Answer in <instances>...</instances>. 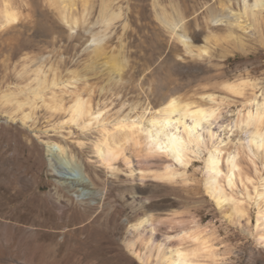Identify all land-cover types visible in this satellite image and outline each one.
Segmentation results:
<instances>
[{
  "label": "rangeland",
  "instance_id": "374dc122",
  "mask_svg": "<svg viewBox=\"0 0 264 264\" xmlns=\"http://www.w3.org/2000/svg\"><path fill=\"white\" fill-rule=\"evenodd\" d=\"M65 2L0 0V188H26L19 202L0 213V264H143L126 242L136 239L133 225L145 205L157 240L176 234L177 221L191 224L194 219L218 248L221 264H264V244L258 239L262 226L256 225L257 212L264 209V196L259 195L264 191V150L248 145L249 130L235 124L264 98V10L243 14V0H70L69 16L79 20L70 28L59 15ZM5 4L18 12L8 24L1 15ZM102 6L106 15L112 10L120 14L109 23L101 41L103 53L98 55L91 34L104 29L98 20ZM175 8L185 17L186 37H178L179 28L163 18ZM229 10L240 15L243 28L230 15L220 16ZM215 15L220 19H212ZM110 56L121 61L119 73L107 62ZM44 77L46 87L32 91ZM231 81L242 84L243 99L225 90ZM169 93L218 108L220 119L210 125L217 139L203 131L199 155L191 154L186 167L173 165L184 171L173 183L152 175L170 162L168 156L145 155L130 142L113 161L117 174H112L93 151L101 120L108 128L119 118L145 123ZM6 94L16 98L6 101ZM76 94L90 99L100 122L93 120L83 129L68 120V106ZM26 97L33 102L18 108L16 102ZM53 100L63 108H54ZM24 113L30 114L25 120ZM212 144L222 148L223 172L228 153L238 149L239 176L231 187L222 183L245 207L248 223L245 218L229 220L204 190V159ZM143 169L148 175L141 179ZM52 194L64 201V216ZM133 196L140 201L132 202ZM42 198L48 199L43 214ZM20 202L24 204L14 206ZM63 220L70 224H53ZM84 224L105 231L98 250L110 257L83 258V252L92 250L89 247L74 253L55 249L64 238L84 236L78 229ZM37 243L42 245L35 247ZM135 249L144 251L140 240Z\"/></svg>",
  "mask_w": 264,
  "mask_h": 264
},
{
  "label": "bare ground",
  "instance_id": "6f19581e",
  "mask_svg": "<svg viewBox=\"0 0 264 264\" xmlns=\"http://www.w3.org/2000/svg\"><path fill=\"white\" fill-rule=\"evenodd\" d=\"M65 1V0H62ZM70 0H66L69 2ZM87 1V0H86ZM63 4L59 8L60 17L65 20L69 24L70 28H74L79 20L77 18L69 16V12L66 9L67 3ZM229 7H227L228 9ZM257 8L259 11L264 10V0H251L250 3H247V0H243V14H245L248 10L253 11ZM226 9V10H227ZM242 9V8H241ZM232 10V9H231ZM106 9L102 6L99 16V22H101L104 26L102 31L94 32L91 34L92 41L96 42V46L94 51L96 54L101 55L103 52V48L101 46V41L105 35L106 29L109 26L111 20L119 16V12L110 11L106 15ZM242 13V12H241ZM1 15L4 18L3 23L8 24L14 22L18 17V12L11 8H8L5 4V7L2 8ZM163 18L165 22L170 26L179 28V36L178 37H186L188 36V27L187 23L184 21V15L177 9H174V13L172 15L163 14ZM232 17L238 26L242 27V24L238 21L240 15L237 13H232L230 10L227 12L222 11L220 13L221 17ZM212 19L219 20L216 15L212 16ZM84 22V21H83ZM243 28V27H242ZM231 32V31H230ZM199 52H204L205 49L198 47ZM110 64L111 68L116 71V73L121 70V61H118L116 56H110L107 60ZM37 76V75H36ZM38 86L34 88L32 91L36 92L40 89L46 87L47 80L46 78H38L37 79ZM228 85H236L239 89H241L240 82H228ZM42 91V90H41ZM253 92V91H252ZM16 96V95H15ZM15 96L11 94H6L2 96L6 101H12ZM34 98V97H33ZM32 103L33 100L26 97L23 101H17V107L20 108L24 103ZM54 108H63L62 103H58L53 100ZM34 104V103H33ZM32 104V105H33ZM162 106L158 109V111L153 114L150 118H148L145 123L142 119H139L138 122L134 120H125L123 118L117 119L112 127H106L104 120L102 121V126L100 129L101 135L100 137L93 143V151L99 158L102 164L107 166L112 174H117L116 169L113 166V161L123 154V149L125 148V143L130 142L131 145L139 146V152L142 151L145 155H155V154H164L159 152L155 145L153 144L151 148H149V137L146 135L148 129H153V131H159L161 128H164L165 131H170L172 133L177 132L179 130V135L185 141H189L191 139V143L189 145L188 151L182 154L180 162L177 161L175 153L169 152L165 154L170 158V162L164 164L161 171H155L152 173L154 177H157L163 182L173 183L176 180V176L184 175V171L178 172L174 164H178L179 166L186 167L188 162L190 161L191 154L195 153L196 156L199 155L201 148L204 146L203 140V132L199 134V138H190L188 133L185 130V125L191 124V121L185 120L183 118V108L182 105H195L196 107L203 108L205 110L213 109L212 106H208L202 104L201 102H197L192 98L176 94L169 93L167 94L162 102ZM259 105H264V98ZM250 111V110H249ZM248 111V112H249ZM69 117L68 120L70 122H74L76 125L81 128L90 127L93 120L95 122H100V120L93 116L92 106L90 104L89 98H84L81 94H76L73 97L72 103L68 106ZM248 112L243 118L235 119V124H241L249 130L248 136V145L254 147L256 150L263 149L264 147L260 146L256 143H249V141L253 139H259L261 135H264L263 127L257 125L252 128L247 127L248 121ZM257 109L252 112L253 116L256 115ZM264 115V111L261 113ZM30 116L29 113H24L22 118L25 120ZM152 121H157V126L153 128ZM167 121V125L165 124ZM215 121V120H214ZM212 121L210 125L214 122ZM143 122V125H142ZM209 125V129H206L210 136H213L211 131V126ZM206 134V133H205ZM165 136L161 135L159 137V141L161 144L164 143ZM48 151H50L53 155L55 154V149L51 145V142H48ZM59 151L61 153H65V149L59 146ZM135 149V148H134ZM137 149V150H138ZM136 151V150H135ZM136 153V152H135ZM238 149L235 150L233 155H227L225 158L226 171L223 172V168L221 163L224 160V155L222 154V148L218 145L212 144L211 148L208 150V155L204 159V176H203V184L204 190L215 200V203L220 209V212L229 218H236L237 221H240L241 218H245L248 223L249 218L246 217V210L238 202L234 201L229 194L225 191L224 183L229 186V177H232V185L234 184V179L236 176H239V164L236 161L235 157L238 154ZM239 155V154H238ZM125 159V158H124ZM213 160H216L215 169L221 173V175H217V171L213 170ZM125 162L127 160L125 159ZM148 174L145 170H142L139 177L142 179ZM22 181V180H21ZM92 184H95L93 180H91ZM0 213H3L5 209L10 207L11 202L17 201L21 198V193H24L26 188L24 186H16L11 185L7 187L0 188ZM56 193V192H55ZM54 193V194H55ZM51 195L53 199V204L60 211V216H64L65 214V204L62 198L58 195ZM260 196H264V191L259 193ZM25 197V195H24ZM23 197V198H24ZM20 200V199H19ZM18 200V202H19ZM140 201V199H138ZM134 196L132 198V202L138 201ZM41 201V200H40ZM226 201H231V204L226 205ZM24 202H20L15 204L14 206H21ZM48 199L42 198L40 202V213H46ZM144 206V205H143ZM38 207V206H37ZM11 208V207H10ZM12 210V209H10ZM34 211V210H33ZM50 211V210H49ZM142 212V211H141ZM50 214V212H48ZM140 215V214H139ZM50 219V218H49ZM177 220V219H176ZM175 222V221H174ZM180 223V229L174 235H164L161 240H157L154 234L156 229V225L153 221V218L150 213L147 212L146 205L143 208L142 215L137 218V221L133 225V231L137 234L136 239L128 240L126 242V246L129 251L134 254L143 264H221L219 261L218 251L214 247V245L210 242L209 238L205 235L207 230L205 231L200 224L196 220H192L191 224H185L183 221H177ZM55 226L69 225V220H63L61 222L53 223ZM177 224V223H176ZM261 225L262 230L259 233V240L264 244V209L258 210L257 212V222L256 225ZM94 225V224H93ZM89 224L87 227L86 224L78 227L79 231L85 233L84 236H74L72 240H67L64 238L56 242L55 249L61 251L63 249H70L71 253L76 252L78 249H82L85 247L92 248L90 251L83 252L81 255L83 258L88 259H97L101 260L105 257H110L109 254L102 253L98 250L101 246L100 241L103 238V233L105 232L101 228L94 227ZM246 225V224H245ZM77 226V225H76ZM148 228V229H147ZM206 229V228H205ZM147 230V231H146ZM37 236L43 237L38 231L35 232ZM147 233V234H145ZM209 234V233H208ZM207 234V235H208ZM141 242L144 247V251L141 252L135 249V244L137 241ZM197 240L200 243H197ZM42 245L41 243H37L35 247H39ZM103 248V247H102ZM226 249V248H225ZM103 250V249H102ZM179 253H183V256L179 255ZM224 253V252H223ZM36 254L32 253L31 257ZM29 256V255H28ZM222 260L223 257H222ZM224 262V261H223Z\"/></svg>",
  "mask_w": 264,
  "mask_h": 264
},
{
  "label": "snow or ice",
  "instance_id": "6c2138e0",
  "mask_svg": "<svg viewBox=\"0 0 264 264\" xmlns=\"http://www.w3.org/2000/svg\"><path fill=\"white\" fill-rule=\"evenodd\" d=\"M51 4V0H50ZM246 83V82H242ZM224 88L226 91L230 92L233 96L241 97L243 99L246 96V92L244 90H241L236 85H224ZM202 99H205L202 97ZM254 103V101L249 102ZM183 108V118L185 120L191 121L190 126L185 125V130L188 133L190 138H199V134L205 131L206 129H209V125L214 120H219L220 117L218 115V108H213L211 110H205L203 108L196 107L195 105L187 104L182 105ZM256 115L253 116L252 112H248V121H247V127L252 128L257 125L264 127V115H262V111H264V105H256ZM153 128L157 126V121H152ZM165 124L167 125V121H165ZM243 127V125H242ZM146 135L149 137L150 143L149 148L152 147L154 144L156 149L164 154H167L169 152L175 153L176 159L178 162H180L182 154L186 151H188L189 145L191 143V139L189 141H185L182 139L179 135V130L177 132L172 133L170 131H165L164 128H161L159 131H153V129H148ZM161 135L165 136L164 143L161 144L159 141V137ZM213 140L217 139V137H212ZM249 143H256L260 146L264 147V135H261L259 139H253L249 141ZM195 155V153H193ZM217 163L216 160H213V170L217 171L215 169V164ZM217 175H221L219 171H217ZM249 184L252 183L251 180L248 181ZM232 186V177H229V187ZM197 243H200L199 240H197ZM179 255L183 256V253H179Z\"/></svg>",
  "mask_w": 264,
  "mask_h": 264
}]
</instances>
